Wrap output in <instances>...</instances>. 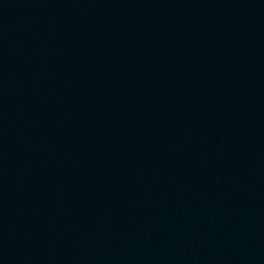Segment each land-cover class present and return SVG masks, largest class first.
I'll return each instance as SVG.
<instances>
[{"label":"water","instance_id":"water-1","mask_svg":"<svg viewBox=\"0 0 264 264\" xmlns=\"http://www.w3.org/2000/svg\"><path fill=\"white\" fill-rule=\"evenodd\" d=\"M0 264H264V0H0Z\"/></svg>","mask_w":264,"mask_h":264}]
</instances>
